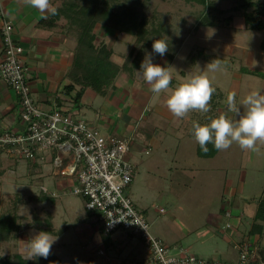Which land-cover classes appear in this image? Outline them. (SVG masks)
I'll return each instance as SVG.
<instances>
[{"label": "rangeland", "instance_id": "1", "mask_svg": "<svg viewBox=\"0 0 264 264\" xmlns=\"http://www.w3.org/2000/svg\"><path fill=\"white\" fill-rule=\"evenodd\" d=\"M213 3L211 12L221 23L195 29L201 5L183 0H150L149 9H144L146 14H162L170 36L182 39L179 45L178 42L170 43L169 49H173L175 55L172 62L168 63L164 58L156 62L152 59L154 64L166 67L177 83L170 85L166 92L159 93L158 105L152 102L151 111L142 120L139 114L128 112L127 106L121 109L113 104L112 93L108 97L111 106H106L110 111L105 110L102 95L93 96L92 107L96 115L101 112L110 115L112 123L110 121L109 124L114 135L132 139L126 158L136 165V173L129 185V194L136 208L145 216L151 233L162 237L172 248V253L182 248L181 251L193 253L201 259L217 261L224 259V252H230L237 260L238 253L233 246L235 240L230 244L217 233L218 227L222 230L224 225L225 217L220 213L226 207L225 202H229L227 208L240 217L239 221H234L238 235L244 237L248 233L255 199L264 198V144L258 142L256 151H245L233 143L229 149L217 151L213 157H200L196 151L197 141L189 136V126L203 114L192 111L184 118H176L166 106L168 95L180 83L201 73L207 74L212 83L225 93L220 110L230 118L232 114L228 113L226 103L230 92L236 93L238 104L252 90L264 92V79L239 70L244 66L264 71V51L259 47L263 32L245 27L241 10L232 9L236 1L214 0ZM104 39L114 49L112 59L121 64L133 46L132 36L120 34L113 37L109 32L104 34ZM199 49L220 59L221 69L210 72L207 68L210 62L203 59L193 67L190 55ZM149 55L152 57L150 51L144 52L142 60ZM223 63L230 65L226 67ZM138 76L137 73V79ZM137 82L127 91L133 102L140 105L147 100L136 97L135 88L139 92ZM144 121L156 128L149 138L137 135L144 128ZM96 127L101 134L107 133L103 124ZM50 154L47 153L48 159ZM2 157L0 213L9 210L12 202L17 201L16 194H20L22 199L17 203V211L23 218L17 236L0 244L1 254L20 252L23 257H28L26 245L40 232L55 237L52 251L61 258L62 264H102L101 260L105 264H117V258L121 262L128 259L127 264H134L132 261L137 258L138 250L147 254L138 236L123 229L116 230V233L124 237L129 233L128 244L118 235L114 236V245L105 243L100 224L95 219L87 223L80 197L72 195L73 180L70 177L56 174L57 180L66 183L62 189L54 190L51 183L40 179L34 167L26 166V159H17L6 153ZM47 161L54 169L52 161ZM42 190L47 198L42 196ZM29 196H39L40 199L30 200ZM242 209L244 212L239 215ZM233 219L227 221L232 223ZM224 234L229 236L227 231ZM251 239L256 240V237ZM130 244H135L137 249L132 250ZM257 247L258 253L251 259L264 264V231L257 239ZM108 257L116 261L110 263Z\"/></svg>", "mask_w": 264, "mask_h": 264}, {"label": "built area", "instance_id": "2", "mask_svg": "<svg viewBox=\"0 0 264 264\" xmlns=\"http://www.w3.org/2000/svg\"><path fill=\"white\" fill-rule=\"evenodd\" d=\"M3 14V10L0 9ZM3 57L0 79L18 99L19 130L0 133V150L19 159L37 160L51 153L56 174L70 177V191L84 198L87 210L98 213L101 233L110 235L123 229L139 236L147 257L134 264H250L258 253L252 239L234 243L235 262L204 260L189 252L172 253L163 239L150 231L141 211L134 205L129 185L136 165L126 158L132 139L101 134L99 129L73 112L63 109L47 111L35 101L23 62V47L13 37V26L5 20L0 28ZM162 211V210H161ZM230 216V211L225 213ZM111 225V226H110ZM229 221L223 225L230 227ZM101 253V251H100Z\"/></svg>", "mask_w": 264, "mask_h": 264}, {"label": "trees", "instance_id": "3", "mask_svg": "<svg viewBox=\"0 0 264 264\" xmlns=\"http://www.w3.org/2000/svg\"><path fill=\"white\" fill-rule=\"evenodd\" d=\"M149 1L50 0L51 4L58 9L57 14L42 18L38 22V26L58 29L64 33L66 38L75 41V52L66 76L71 81L68 87L72 88L74 84L79 87L75 96L76 102H79L86 89H90L95 94L102 96L109 94L117 88L116 79L121 72L132 78L135 71L141 67L144 52L150 51L152 57L160 56L152 50L154 40L165 39L169 46L170 43L175 44V42H178L177 45L181 43L182 39L177 40V38L170 36V30L166 26L162 14H156L155 12L151 16L146 14L144 9H149ZM183 1L202 6L200 15L194 25L195 29L200 26H217L221 23L216 18V15L211 12L214 9V0ZM234 1H236V4L232 9L241 10L245 27L263 32L259 47L264 51V0ZM218 11L219 13L221 12V10ZM109 32L112 33L113 37H117L120 34H128L133 38V46L123 58L121 64L112 59L114 49L104 39V34ZM164 33L167 36H164ZM172 50L168 49V52L164 56L170 59L173 58L174 54ZM190 58L194 64L199 59L207 62L217 59L211 54H206L202 49H199L195 54H191ZM223 65L228 67L230 64L223 63ZM239 70L241 73L255 75L264 79V71L244 66L240 67ZM212 84L216 91L210 101V111L208 113H201L203 116L196 121L202 125L210 123L212 118L222 114L220 105L221 100L225 97V93L220 87L215 86L214 83ZM170 85H174V80H172ZM194 113L198 112L194 111ZM189 136L194 137L193 124L189 126ZM208 148L209 151L204 153L197 143L196 151L198 156L213 157L218 151L211 143H209ZM43 192L42 190V196L47 198ZM28 198L30 200L40 199L39 196H29ZM16 199L17 201L12 202L13 204L9 210L0 213V244L15 238L22 224L23 217L17 211V203L22 199V195L16 194ZM255 204L256 208L252 216L250 228L244 236L247 239H251V235L261 238L264 231V198L255 199ZM227 210L224 208L221 211L226 221L233 219L230 209V216H225ZM230 224L232 225L233 222H230ZM244 237L241 236V238ZM102 238L107 243L109 235H103ZM253 241L257 246V239ZM0 264H62V260L53 251H51L47 259L42 257L29 259L28 257H23L20 252H15L12 255L0 253ZM250 264L257 263L254 261Z\"/></svg>", "mask_w": 264, "mask_h": 264}, {"label": "crops", "instance_id": "4", "mask_svg": "<svg viewBox=\"0 0 264 264\" xmlns=\"http://www.w3.org/2000/svg\"><path fill=\"white\" fill-rule=\"evenodd\" d=\"M0 9L3 10V14L0 13V28L5 20L10 21L13 26L14 40L16 43L20 44L23 47L24 51L22 58L24 66L26 68V76L31 85L32 94L37 104L47 111H52L54 109H63L69 112H73L75 116L86 119L89 122L91 121L90 123L93 125L98 126L103 124L107 130L106 134H113L111 131V126L109 124L110 121L112 123V118L110 117V115L105 114L104 112L102 113L101 111H98L101 112V114L96 115V111L92 107L93 96L98 94H95L90 89H86L83 92L82 98L79 100V102H76L75 96L77 95V92L79 90L78 85L74 84L72 88L68 87V85L71 84V81L69 78H67L66 72L71 65L73 54L75 52V41L66 38L64 33L60 32L58 29L38 26V22L42 18H44L45 15L41 14L37 9H34L25 4L24 0H0ZM2 57L3 44L0 35V59ZM174 57L175 55H173V58L170 59L165 56H158L157 58L151 57V59L156 62L159 58H164L166 59V62L169 61L168 63H170L172 62ZM199 60H197L195 64H192V66L195 67ZM137 73L139 75L138 79L136 78ZM137 80V84L139 85V92L138 89L135 88L137 94L136 97L139 96V98L147 100V102L143 101V106L142 104L139 105L134 103L133 99L130 96V93H128L129 91H127V88L129 89L135 87ZM173 80L175 85L177 81H175L174 78ZM116 87L117 88L115 90L103 96V106H105V110L107 112L110 111V109L106 108V106H111L108 102V97L111 93L113 95V104L118 105L121 109L127 106L128 112L134 113L136 115L139 114L141 120L147 112L151 111L150 106L152 102L158 105V101L160 99L159 94L153 93L151 91L150 85H148L143 79L141 67L135 71L132 78L127 76L126 74H119L118 78L116 79ZM86 99H88L87 102H85ZM18 111V99L15 92L0 79V133L7 130H19L21 128ZM144 124V128L140 133H137V135L149 138L155 133L156 128L152 127L146 121H144ZM4 153L5 152L0 150V163L4 159L2 157V154ZM47 160L52 161V156H50L48 159V155L45 154L43 157L38 158L37 160H27L25 164L26 166L30 165L34 167V169H36V172L38 173V176H40V179H44V181L51 183L53 189L55 188L57 190H60L64 187V183L66 182L56 179L55 170L51 169L49 164L46 163L48 162ZM14 163L16 164V166H19L18 160H15ZM79 197L83 204V209L87 215V223H90V221H93L94 219L99 223L98 213L87 210L84 206V198L81 196ZM225 204V208L229 210L227 206H230V203L225 202ZM243 212V209L240 210L239 215ZM220 214L224 218L223 213ZM231 214L233 215L232 218H234L233 224L230 227H223L222 230H220L219 227L217 229V233L221 234L230 244V241H233V239L237 241L241 238L240 235H238L239 233L234 223V221L236 220L239 221L240 217L238 216L237 212H233L232 210ZM215 221L219 223L217 218ZM225 221L226 220L224 218V224ZM99 229L101 231V225ZM225 231H227V234L229 236L224 234ZM115 235L121 236L116 233V231L112 232L109 235V239L107 241L108 244H113L112 241L115 240ZM129 236L131 235L128 233L125 237L122 235L120 238L125 239L124 242L128 244V242H130ZM251 237H256V239H258L256 235H251ZM138 238L140 242H143L139 236ZM165 244L170 249V251H172V248H170L167 243ZM130 245V248H133L132 250L137 249L135 247V244ZM144 249L146 251L145 247ZM181 250L182 248H179L176 253L187 252ZM100 251L102 254L103 251ZM138 252V256L136 255L137 258H135V260H133L132 262H140L147 257V254L145 255L144 251L140 253V251L138 250ZM222 258L224 259H220L221 261H234V259L232 258V253L230 252L229 254H227V252H224ZM117 260L118 261H116L115 258H107L108 262L112 263L113 261H116L117 264H127L128 259H125L124 261L122 260V262L118 258ZM101 262L102 264H105L104 260H101Z\"/></svg>", "mask_w": 264, "mask_h": 264}, {"label": "clouds", "instance_id": "5", "mask_svg": "<svg viewBox=\"0 0 264 264\" xmlns=\"http://www.w3.org/2000/svg\"><path fill=\"white\" fill-rule=\"evenodd\" d=\"M24 3L37 9L45 18L56 15L58 9L50 0H24ZM169 49L165 39L153 42L154 53L164 56ZM222 67V61L215 59L208 63L210 72H216ZM142 76L153 93L166 92L173 80L172 73L166 68L152 62L151 56H146L141 64ZM216 89L207 74L201 73L191 76L180 83L167 97L166 106L176 118H184L190 112L208 113L210 101ZM227 111L232 114H220L212 118L208 124L193 122V134L201 151H209V143L218 151L229 149L233 143L242 150L256 151L257 143L264 144V92L250 91L237 103L236 93L230 92L226 99ZM242 108L244 111H242ZM111 226V225H110ZM55 237L50 233L40 232L28 241L25 251L28 258L42 257L47 259L51 254Z\"/></svg>", "mask_w": 264, "mask_h": 264}]
</instances>
